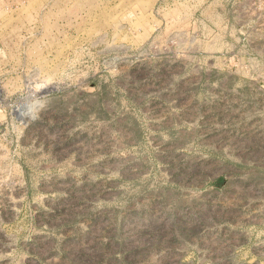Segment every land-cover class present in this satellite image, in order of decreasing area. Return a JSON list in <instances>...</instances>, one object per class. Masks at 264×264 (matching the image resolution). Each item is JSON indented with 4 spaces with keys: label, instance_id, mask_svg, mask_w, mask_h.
Segmentation results:
<instances>
[{
    "label": "rangeland",
    "instance_id": "obj_1",
    "mask_svg": "<svg viewBox=\"0 0 264 264\" xmlns=\"http://www.w3.org/2000/svg\"><path fill=\"white\" fill-rule=\"evenodd\" d=\"M262 11L0 0V264H264Z\"/></svg>",
    "mask_w": 264,
    "mask_h": 264
},
{
    "label": "crops",
    "instance_id": "obj_2",
    "mask_svg": "<svg viewBox=\"0 0 264 264\" xmlns=\"http://www.w3.org/2000/svg\"><path fill=\"white\" fill-rule=\"evenodd\" d=\"M258 3V10H263L260 15H264V0H253V7Z\"/></svg>",
    "mask_w": 264,
    "mask_h": 264
},
{
    "label": "bare ground",
    "instance_id": "obj_3",
    "mask_svg": "<svg viewBox=\"0 0 264 264\" xmlns=\"http://www.w3.org/2000/svg\"><path fill=\"white\" fill-rule=\"evenodd\" d=\"M44 85H45V84H44ZM48 86H49V85H48ZM50 86H51V85H50ZM41 88H43V87H41ZM43 89H44V90H46L47 88H46V89H45V88H43ZM39 90H40V88H39ZM18 114H19V113H18ZM19 115H20V114H19Z\"/></svg>",
    "mask_w": 264,
    "mask_h": 264
}]
</instances>
